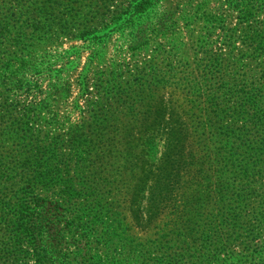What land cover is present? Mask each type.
<instances>
[{
  "label": "rangeland",
  "instance_id": "374dc122",
  "mask_svg": "<svg viewBox=\"0 0 264 264\" xmlns=\"http://www.w3.org/2000/svg\"><path fill=\"white\" fill-rule=\"evenodd\" d=\"M56 1L0 0V219L21 208L28 189L11 182L39 160L74 187L55 191L59 208L46 202L61 222L56 264L73 258L64 210L88 214V264H264V176L247 174L258 154L247 155L264 148V1ZM49 12L61 21L40 31ZM161 97L175 105L158 117ZM157 120H188L195 136L172 193L134 229L130 195L162 158ZM232 120L247 151L228 143ZM9 242L0 223V253ZM17 260L0 264H33Z\"/></svg>",
  "mask_w": 264,
  "mask_h": 264
},
{
  "label": "trees",
  "instance_id": "16d2710c",
  "mask_svg": "<svg viewBox=\"0 0 264 264\" xmlns=\"http://www.w3.org/2000/svg\"><path fill=\"white\" fill-rule=\"evenodd\" d=\"M62 0L53 2L54 4L61 3ZM264 1V0H261ZM121 11L116 13L120 16ZM245 17L251 15L250 11L245 10ZM51 12L47 13V17L42 21V25L45 26L40 31L47 32L52 27L54 28L61 21L57 16H50ZM67 15V14H66ZM72 17V16H69ZM58 19V21H57ZM120 18L115 20L114 25H117ZM40 23V22H39ZM47 23V25H46ZM101 23V22H100ZM7 25V24H6ZM47 27V30H46ZM3 28V27H2ZM170 79V78H169ZM169 81V80H168ZM241 91V90H240ZM239 93V92H238ZM163 97L159 100H155L152 104L151 110L153 115L157 114L158 117L164 115L171 108L173 111V106L175 105L171 100L168 101L169 106H165L161 101ZM251 104V101L250 103ZM243 105V104H242ZM233 119H237L240 116L238 111H233ZM160 121V125L164 126L162 131L158 130L155 132V135L159 134V141L162 143V158L157 164V168L154 174L146 177L148 186L144 184L141 188L136 185L133 188V192L130 195L129 202V215L131 216V224L134 229L139 227L147 226L150 222V214L153 212H159L162 201H165L167 197L172 193L174 188V183L170 181L169 177L174 170L180 171L183 170L186 166L185 156L187 153L188 145V136L194 139L196 126L185 120H157ZM236 121L232 120V123L229 127L232 129H224V132L230 134L228 137V143L231 144V148L235 147H244L246 143L244 138L241 135L236 136L233 134V128L236 129ZM193 143V140L191 141ZM194 147V144L191 145ZM189 149H192L190 147ZM246 150V148H245ZM247 151V150H246ZM190 153V152H189ZM258 154L257 158H254L253 163H255V170H249L247 172L249 178L252 182L258 173L261 172V175L264 176V148L258 150L255 148L254 154L252 156L247 155L249 158L255 157ZM245 159V158H243ZM37 167L34 170V174L24 180L20 177L19 179L13 180L11 185L17 187L23 185L28 189L24 197V201L21 208L15 212L12 219L1 218L0 223L5 225L7 231L11 236L12 244H6L4 246L3 253H0V259L6 258L11 260L12 263L18 261L19 257L22 260L30 261L33 264H56V260L53 257L52 252L48 251L49 249H57L58 246H61V238L58 237L60 231L59 225L60 221H56V217L53 219H47V199L55 204L54 208H59L62 206V200H59L54 196L55 191L59 190L61 194H72L74 189L71 180H66V182H59V171L57 169H51L49 166H46L45 169H40L42 165L39 160H36ZM4 173V172H3ZM2 177L0 175V182ZM34 186H40L42 189L44 187L48 188L49 193L53 194L50 198L48 197H35L32 194V188ZM2 188H0L1 190ZM75 197L77 192H74ZM77 199V198H75ZM3 205L8 207L13 206L9 202H2ZM144 203V204H143ZM8 210V209H6ZM65 215H69L67 221H70L69 226H71L75 233L72 234V237L68 242H62L68 248L73 250V258L68 260L67 264H88L85 261L84 252L89 251L90 249V232L88 226L82 221L83 218L88 217L87 213H81V216L75 215V213L70 211H63ZM71 214H74V217H70ZM91 223L96 222V216L91 217ZM56 221V222H54ZM74 221L76 223L74 224ZM68 226L65 225L64 228ZM63 228V229H64ZM110 237L115 236V232L112 228H109ZM115 256L121 257L120 250H113ZM117 253V254H116ZM109 260L111 264H122V261L115 260V258L110 257ZM23 264V263H21ZM25 264V263H24Z\"/></svg>",
  "mask_w": 264,
  "mask_h": 264
}]
</instances>
